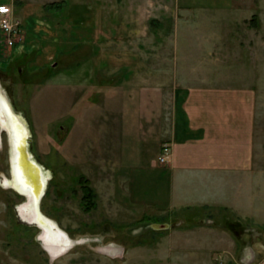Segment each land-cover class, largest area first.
I'll list each match as a JSON object with an SVG mask.
<instances>
[{
    "label": "rangeland",
    "instance_id": "1",
    "mask_svg": "<svg viewBox=\"0 0 264 264\" xmlns=\"http://www.w3.org/2000/svg\"><path fill=\"white\" fill-rule=\"evenodd\" d=\"M6 2L20 27L13 45L0 30V91L27 122L34 159L50 172L39 209L73 238H88L51 256L38 237L39 225L20 216L18 205L25 196L1 182L2 176L11 175L9 140L3 130L0 264H208L204 262L208 246L198 236H188L192 221H183L187 229L177 224L168 231L156 229L152 224L156 221L145 220L127 199L129 181L118 170L120 160L126 163L118 153L126 125L122 110L135 114L136 106L153 94L141 83H150L149 65L158 62L157 52L166 51L167 38L179 34L183 24L180 33L190 59L198 62L210 52L206 64L222 69L223 83L253 87L255 148L262 168L263 11L251 13L255 6L242 8V0ZM185 3L192 6L183 7ZM211 37L216 45L208 48L203 38ZM128 99L131 107H124ZM148 121L141 120L144 129ZM136 152L133 158H146L156 149L147 145ZM256 183L264 195V183L260 179ZM231 229L217 234L226 239L218 249L205 253L211 264H247L245 253L236 246L240 240L243 247L256 250V259L248 264L264 257V229L239 234ZM103 245L120 248L113 254Z\"/></svg>",
    "mask_w": 264,
    "mask_h": 264
},
{
    "label": "crops",
    "instance_id": "2",
    "mask_svg": "<svg viewBox=\"0 0 264 264\" xmlns=\"http://www.w3.org/2000/svg\"><path fill=\"white\" fill-rule=\"evenodd\" d=\"M6 1H0V8H9ZM242 4L255 6L251 13L261 9L264 16V0H242L240 6L244 8ZM178 27L183 28L167 38L166 51L160 48L157 52L158 62L149 65L150 83L140 85L152 89L153 94L136 106L135 114L129 108L123 109L131 107L129 99V104L126 100L122 106L126 125L119 137L118 153L121 159L126 157V163L120 160L118 170L129 181L127 199H131L132 206L139 207L142 217L169 223L165 231L175 224L187 229L183 221H192L188 224V236H198L208 246L204 247V262L211 264L205 253L218 249L226 240L217 234H226L231 228L237 234L255 227L264 229V199H255L264 196L255 184L258 179L264 183V152L259 168L253 87L223 83L219 78L225 75L222 69L215 63L206 64L210 52H204L198 62L190 59L180 33L184 26ZM203 44L208 48L216 45L213 37L203 38ZM144 118L149 120L147 129L142 127ZM133 133L138 137L134 138ZM165 143H169L171 152L161 161ZM147 145L156 149L154 155L133 158L137 149ZM236 246L245 253L247 264L256 259V250L250 245L243 247L240 240ZM254 264H264V257Z\"/></svg>",
    "mask_w": 264,
    "mask_h": 264
},
{
    "label": "bare ground",
    "instance_id": "3",
    "mask_svg": "<svg viewBox=\"0 0 264 264\" xmlns=\"http://www.w3.org/2000/svg\"><path fill=\"white\" fill-rule=\"evenodd\" d=\"M9 99L0 91V144L3 143L1 132L7 128L10 146V176H2L1 182L6 187H12L25 196V201L18 205V211L23 220L37 223L41 229L38 237L53 258L67 252L73 245L87 240L88 237L73 238L59 223L40 212L39 201L46 190L50 172L36 166V163L26 161L24 142L28 131L20 118L13 115ZM11 105V104H10ZM21 118L22 116L19 115ZM24 120V119H22ZM42 166V165H41ZM43 167V166H42ZM38 178V181H37ZM44 181L45 187L39 189L38 182ZM37 181V182H35ZM38 187V188H37ZM38 189V191H37ZM120 248V247H119ZM119 248L114 245H103L102 249L116 253Z\"/></svg>",
    "mask_w": 264,
    "mask_h": 264
},
{
    "label": "built area",
    "instance_id": "4",
    "mask_svg": "<svg viewBox=\"0 0 264 264\" xmlns=\"http://www.w3.org/2000/svg\"><path fill=\"white\" fill-rule=\"evenodd\" d=\"M20 22L16 21L9 10L5 7L0 8V30L4 31L7 38V44L13 45L15 38L19 33ZM171 152V146L169 143H165L162 147L161 161H165L169 153Z\"/></svg>",
    "mask_w": 264,
    "mask_h": 264
},
{
    "label": "water",
    "instance_id": "5",
    "mask_svg": "<svg viewBox=\"0 0 264 264\" xmlns=\"http://www.w3.org/2000/svg\"><path fill=\"white\" fill-rule=\"evenodd\" d=\"M9 106H10L12 112H13V115L16 116L17 118H20L19 121H22L23 125L25 126V128L28 131V135H27V138H26V140L24 142V147H23L24 153H25V157L27 158L26 161L29 162V163H33V161H34L36 163V166L41 167L40 171L41 172H42V170L44 171L45 168L42 167L41 164L34 159L32 153L30 151L29 140H30L31 137H30V134H29V129H28V126H27V122L22 120V118L19 116V114L13 110L12 105L9 104ZM4 130L7 132V128H4ZM41 174L44 176L43 172ZM40 180H41V182H38L37 185L39 186L40 190H43L42 187H45L44 181L42 179H40ZM37 181H38V178H37ZM37 181H35V182H37ZM37 191H38V189H37ZM44 194H45V191H44L43 195ZM152 224H153V227L156 228V229H165V228H168L170 226L169 223H164V222L163 223H161V222H153Z\"/></svg>",
    "mask_w": 264,
    "mask_h": 264
},
{
    "label": "trees",
    "instance_id": "6",
    "mask_svg": "<svg viewBox=\"0 0 264 264\" xmlns=\"http://www.w3.org/2000/svg\"><path fill=\"white\" fill-rule=\"evenodd\" d=\"M92 189V188H91ZM93 193V192H92ZM145 220H147L148 221V219H145Z\"/></svg>",
    "mask_w": 264,
    "mask_h": 264
}]
</instances>
